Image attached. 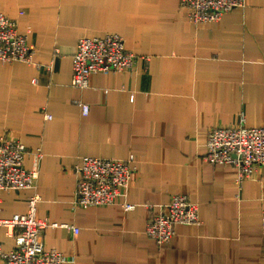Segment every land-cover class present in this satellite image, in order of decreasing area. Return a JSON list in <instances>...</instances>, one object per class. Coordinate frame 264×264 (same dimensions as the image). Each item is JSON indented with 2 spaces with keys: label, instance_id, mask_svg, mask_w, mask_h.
I'll use <instances>...</instances> for the list:
<instances>
[{
  "label": "crops",
  "instance_id": "1",
  "mask_svg": "<svg viewBox=\"0 0 264 264\" xmlns=\"http://www.w3.org/2000/svg\"><path fill=\"white\" fill-rule=\"evenodd\" d=\"M0 12L35 49L32 62L0 60V136L24 143L25 166L40 167L34 189L0 192V216L27 212L38 193V217L79 230L44 232L68 264H264V168L239 183L236 167L206 157L212 128L241 116L264 126V0L202 24L181 0H0ZM108 33L139 56L134 68L74 85L79 38ZM131 155L137 169L126 196L76 204L82 157ZM177 193L199 204L202 223L176 225L160 246L146 225ZM0 247H15L5 227Z\"/></svg>",
  "mask_w": 264,
  "mask_h": 264
},
{
  "label": "built area",
  "instance_id": "2",
  "mask_svg": "<svg viewBox=\"0 0 264 264\" xmlns=\"http://www.w3.org/2000/svg\"><path fill=\"white\" fill-rule=\"evenodd\" d=\"M249 0H181V7L191 22L202 24L220 20L227 12L247 6ZM34 46L25 34L18 30L15 20L0 12V60L3 62H32ZM59 49L56 48V53ZM139 56L125 47L119 33L102 36H82L73 55L72 83L87 86L93 72L109 73L132 70ZM149 60V58H145ZM82 112L87 115L90 106L81 102ZM48 115V114H47ZM50 118V114L48 115ZM30 149L15 138L0 136V192L2 190L34 189L40 176L36 163L25 166ZM37 162L43 152L37 150ZM206 157L214 165H232L238 170V182L255 176L264 168V126H250L244 116L235 124L220 125L209 130L206 141ZM133 155L124 160L97 156H84L75 166L78 174L76 204L79 206L110 205L127 195L136 175ZM40 195L34 193L28 201V211L10 217L0 216V228L5 227L14 237L15 247L5 251L0 247L4 264H68V256L54 248H47L44 232L47 227L74 225L59 224L38 217L37 204ZM136 204L125 201L127 210ZM199 204L187 194H174L162 205L146 225V233L157 244H167L176 234L178 224H201ZM264 221V220H263Z\"/></svg>",
  "mask_w": 264,
  "mask_h": 264
}]
</instances>
